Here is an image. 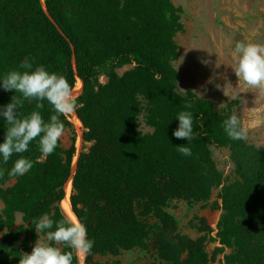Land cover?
<instances>
[{"label": "trees", "instance_id": "trees-1", "mask_svg": "<svg viewBox=\"0 0 264 264\" xmlns=\"http://www.w3.org/2000/svg\"><path fill=\"white\" fill-rule=\"evenodd\" d=\"M181 13L172 0H0V80L25 57L33 68L43 65L64 75L72 89L79 77L84 89L76 110L86 128L75 173V137L68 149L60 140L43 160L38 139L7 165L0 157L5 170L0 177V264H19L24 253H31L39 238L34 219L70 220L60 207L70 178L72 209L94 241L86 264L137 248H154L167 264H210L205 238L180 234L167 207L174 200L206 201L218 187L222 214L213 239L220 244L218 252L229 250L226 264H264V150L227 137L221 125L234 113L230 108L222 112L192 90L179 91L174 62ZM127 66L119 75L117 70ZM14 95L23 99L0 82V109ZM186 102L193 107L185 109ZM36 103L24 100L18 113L37 110L45 121L55 114L47 101L43 109ZM181 111L193 116L191 142L173 136ZM143 113L152 133L139 129ZM60 119L65 130L71 127L65 116ZM7 127L0 116V143ZM209 144L229 149L232 180L225 181ZM178 145L189 147L192 155L179 153ZM20 155L33 167L11 177L7 172ZM18 212L25 226L15 227ZM73 264H80L75 256Z\"/></svg>", "mask_w": 264, "mask_h": 264}, {"label": "rangeland", "instance_id": "rangeland-1", "mask_svg": "<svg viewBox=\"0 0 264 264\" xmlns=\"http://www.w3.org/2000/svg\"><path fill=\"white\" fill-rule=\"evenodd\" d=\"M172 1L182 9L183 28L175 36L179 46V57L174 62L179 74V91L185 93L187 90H192L198 96L211 100L219 111L224 112L230 108L242 122L250 123L253 117L249 109L253 107L264 109V95H256L252 91L244 92V86L238 85V78L231 68L234 64L231 53L237 41L264 42V0ZM130 68L131 66L120 68L117 72L122 75ZM99 80L102 84L107 82L105 76H101ZM217 85L221 87L218 88ZM224 85L227 96L223 91ZM82 87L84 89V82L79 89L75 90V98L83 93V90L80 94L78 93ZM261 114L264 115V112ZM138 126L144 134L153 132L146 122L145 113L139 117ZM74 137L77 153L72 172H75L84 142L81 139L78 140L73 127L65 130L60 139L62 147L68 149ZM246 140L264 150V126L250 129ZM209 148L225 181L232 180L234 165L229 149L214 144H209ZM13 183L14 181L6 184L5 188ZM220 192L221 187H218L206 201L188 203L184 200H174L167 207V211L178 223L180 234L194 240L205 238L204 244L210 264H226L225 255L229 253L228 249L218 252L220 244L213 240L222 214ZM60 207L67 218L73 220L64 212L62 202ZM3 208L4 203L0 199V215ZM25 225L23 213H16L15 227ZM38 233L37 241L51 243L47 240V234ZM24 235L23 231L19 242L23 240ZM57 246L62 247V245ZM85 260L86 257L78 258L80 264H86ZM98 260L100 264H167L158 258L154 248L126 250L118 256L107 255L99 257Z\"/></svg>", "mask_w": 264, "mask_h": 264}, {"label": "clouds", "instance_id": "clouds-1", "mask_svg": "<svg viewBox=\"0 0 264 264\" xmlns=\"http://www.w3.org/2000/svg\"><path fill=\"white\" fill-rule=\"evenodd\" d=\"M231 55L234 60L231 68L238 78V85L244 86V92L252 91L256 95H264V42L237 41ZM0 82L5 91L20 93L23 98L14 95L11 101L0 109V116L8 125L3 142L0 143L2 163L7 165L14 154L27 152L30 144L37 139L42 154L41 160L47 158L58 147V142L65 133V125L60 116L73 114L79 106L68 80L64 75L49 72L43 65L33 68L32 62L25 57L18 69L8 71ZM223 91L227 96L225 85ZM24 100L37 101L36 109H43V101H47L55 114L51 115L48 121H45L37 110L21 116L18 109L23 106ZM184 107L191 109L193 105L186 102ZM249 111L253 117L250 123L242 122L235 113L222 122L221 126L228 138L234 141L246 140L250 129L264 126V115L261 114L264 109L253 107ZM177 119L179 125L173 136L191 142L194 139L192 113L181 111ZM177 150L184 156L192 155L187 146L178 145ZM32 167V161L20 155L7 174L11 177L22 176ZM4 174L5 170L0 169V177ZM32 223L36 232L54 228V231H47V240L52 243L37 241L30 254L24 253L19 258V264H73L74 256L82 259L91 254L94 241L88 238L86 226L78 219L61 218L54 221L45 215L39 220L34 219Z\"/></svg>", "mask_w": 264, "mask_h": 264}, {"label": "built area", "instance_id": "built-area-1", "mask_svg": "<svg viewBox=\"0 0 264 264\" xmlns=\"http://www.w3.org/2000/svg\"><path fill=\"white\" fill-rule=\"evenodd\" d=\"M79 79H80V78L77 77V82H76V84H75V87H74V89H73V92L75 91V89H76V87H77V84H78V80H79ZM82 90H83V87H82L81 91H79L78 93L80 94V93L82 92ZM76 96H78V95H76ZM65 117H66V119L71 123V127H73L74 130H75V132L77 133V138H78V140L81 139V141H83V135H84V132H85L86 128H85V126H84L83 121H82L81 118L79 117V115H78V113H77V110H76L73 114H71V115H69V116H65ZM83 142H84V141H83Z\"/></svg>", "mask_w": 264, "mask_h": 264}, {"label": "bare ground", "instance_id": "bare-ground-1", "mask_svg": "<svg viewBox=\"0 0 264 264\" xmlns=\"http://www.w3.org/2000/svg\"><path fill=\"white\" fill-rule=\"evenodd\" d=\"M83 84V81L81 79L78 80V84H77V87L75 90L79 89ZM82 89V88H81ZM81 91V90H80ZM79 92V91H78ZM74 93H76V91H74ZM75 171H76V167H75ZM75 173V172H73ZM71 181H72V178H70L68 180V182L66 183L67 184V188H66V185H65V191H66V195H65V198L63 199L62 201V206H63V209H64V212L70 216L73 220H77V216L76 214L74 213L73 209H72V205H71V202H70V196H71V190H72V187H71ZM71 188V189H70ZM70 189V191H69ZM73 211V212H72Z\"/></svg>", "mask_w": 264, "mask_h": 264}, {"label": "water", "instance_id": "water-1", "mask_svg": "<svg viewBox=\"0 0 264 264\" xmlns=\"http://www.w3.org/2000/svg\"><path fill=\"white\" fill-rule=\"evenodd\" d=\"M77 168V167H76ZM79 220V219H78Z\"/></svg>", "mask_w": 264, "mask_h": 264}]
</instances>
